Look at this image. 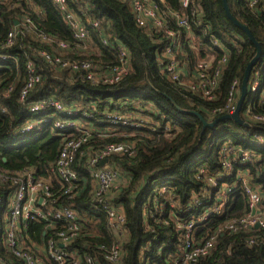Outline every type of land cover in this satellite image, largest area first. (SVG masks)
Wrapping results in <instances>:
<instances>
[{
    "label": "trees",
    "instance_id": "trees-1",
    "mask_svg": "<svg viewBox=\"0 0 264 264\" xmlns=\"http://www.w3.org/2000/svg\"><path fill=\"white\" fill-rule=\"evenodd\" d=\"M166 1L171 8L180 9L179 0ZM0 3V53L13 59H0V107L6 109V113L0 115V171L35 168L38 177L50 178L57 185L50 170L66 138L74 135L77 139L80 133L57 131L53 128L55 121L45 125L40 132L22 133L28 123L37 122L39 125L43 118L65 119L55 111L30 114L29 106L34 102L53 98L66 109L81 110L88 118L82 115L78 118L85 123V128L93 130L81 149L83 157L78 158V163L82 162L76 168L82 179L78 193L74 199L63 203L72 206L83 220L82 235L75 247L91 253L99 245L110 247L114 242L105 215L93 206L92 179L83 166L88 154L93 155L110 145L133 146L132 153L109 157L111 163L126 173L128 180L112 200L125 215L127 235L122 264H172L183 246V232L177 228V223L197 222L200 215L216 202L213 199L199 210L193 206L197 199L209 200L206 192L208 179L223 173L221 150L227 142L243 151L256 150L255 160L246 165L240 164L238 154L234 156L237 159L234 169L248 170L250 184L264 196V147L249 143V134L251 140L255 132L264 133V126L249 128L234 120H225L204 130L200 117L192 114L196 112L210 123L226 116L214 112L225 107L233 82L238 79L242 83L247 66L256 56V47L227 18L223 0H197L203 9L199 18L208 28L207 36L200 34L193 23L200 43L208 45L209 37L213 36L230 51L226 68L214 91V100L204 99L190 85L181 86L167 78L160 67L161 52L166 45L164 37L150 27H138L131 7L120 0H79V3L70 0L73 6L88 7L89 15L101 23L102 33L110 42L106 47L93 34L92 40L98 44L99 53L92 56L80 52L84 45L74 39L51 0H24L13 8L10 0H0ZM228 5L235 19L261 43L262 56L257 65L260 67L264 63V13L251 10L247 0H228ZM28 17L30 27L15 26V21L21 23ZM15 28L19 30L15 44L3 48L9 32ZM41 36L47 37L48 41H43ZM59 42L69 45L66 54L58 48ZM119 45L130 52V68L125 78L115 85H93L82 78L85 77L84 70L62 68L49 63L41 55L47 52L50 56H61L69 63L92 61L113 68L119 64L115 50ZM199 49L201 52L196 54L187 45L180 59L189 57L193 68L199 56L206 58L210 54L209 48ZM29 61L40 81L22 102L21 91L31 71ZM9 87L13 91L5 97ZM245 107L240 113L243 121ZM255 112L264 116V106L256 108ZM109 114L149 120L142 124V129L135 130L111 124V119L107 118ZM236 181L235 176L227 179L231 185ZM247 213L246 197L237 184L224 213L197 224V242L217 237L210 255L200 258L197 264H264V228L254 227L249 232L236 234L227 230L219 232L226 222ZM44 228V223H31L30 239L40 243ZM100 264L112 263L100 257Z\"/></svg>",
    "mask_w": 264,
    "mask_h": 264
},
{
    "label": "built area",
    "instance_id": "built-area-1",
    "mask_svg": "<svg viewBox=\"0 0 264 264\" xmlns=\"http://www.w3.org/2000/svg\"><path fill=\"white\" fill-rule=\"evenodd\" d=\"M9 1V0H8ZM11 8L24 0H10ZM128 4L134 12L136 24L140 28L150 27L161 33L166 42L161 52L160 67H162L167 78L171 82H177L181 86L190 85L191 89L199 92L206 100L216 99L217 89L221 74L226 68L230 51L215 37H209V44L204 45L196 37L195 29L207 36L208 28L203 19V9L197 0H179L180 9L171 8L166 0H120ZM251 10H258L264 13V0H247ZM57 11L63 16L71 30L74 39L86 44L92 41V35L96 34L102 44L110 46V42L104 37L101 30V23L91 18L88 7L85 5H71L70 0H51ZM79 3V0H75ZM1 4V3H0ZM191 10L189 12L188 10ZM193 23L196 28H193ZM30 27L31 19L25 18L15 21V26ZM18 29L9 32L3 48H10L15 44ZM42 40L47 42L45 36ZM190 46L196 54L203 50L210 49L206 58H197L193 68L190 66L189 57L180 59L185 54V47ZM58 48L61 52L67 53L69 45L59 42ZM119 64L113 68L101 65L96 62H74L64 61L61 56H50L42 52L49 63L56 64L62 68L78 71L84 70V80L93 85H115L125 78L130 68V52L123 45L116 49ZM221 58L218 59V56ZM1 60L12 59L11 56L0 53ZM218 59V60H217ZM13 60V59H12ZM7 63V62H6ZM30 76L27 84L21 91L20 100L25 102L31 89L40 81V76L33 71L32 62H28ZM248 96L243 104L244 123L246 127L264 126V116L258 115L255 109L264 106V63L254 68L248 83ZM13 88L9 87L5 93L8 97ZM241 94V82L237 79L233 82L229 91L227 102L224 108L218 109L214 114L232 115L237 109ZM248 100V101H247ZM30 114H38L44 111H55L56 115L64 116L65 119L53 120L43 118L39 125H26L22 133L39 131L45 125L53 124V128L60 132H72L75 130L80 135L74 139V135L66 138L60 149L57 159L51 168V174L57 185L50 178L38 177L35 168L22 171H0V264H100V257L112 264H122L125 256L123 244L126 239L125 215L120 206L115 205L112 200L118 191L119 182L122 180V171L109 161V157L115 154L131 152L133 146L110 145L96 152L88 154V159L83 164L85 172L92 179V203L95 209L101 211L108 222V229L114 237L110 247L105 244L94 248L93 252H83L75 247V243L82 235L83 220L72 206L64 205L65 200L74 199L82 179L77 166L78 158H82L84 152L81 149L90 135L89 128L78 125L82 119L80 115L87 117L81 110L66 109L58 100L53 98L37 101L29 106ZM6 113V109L0 107V115ZM77 118V119H76ZM110 123L120 124L124 128L142 129V124L147 122L146 117L132 118L131 116H117L109 114ZM73 119H76L75 121ZM109 129V128H108ZM107 129V130H108ZM82 130V131H81ZM86 135L83 137V134ZM250 144L264 147V133L255 132L251 136ZM132 153V152H131ZM130 153V155H131ZM238 154L241 165H246L255 160L256 150L243 151L233 147L231 142L224 144L221 155L224 165L223 173L208 179L206 189L209 200L207 202L197 199L194 207L201 209L206 203L215 199V204L200 215L198 221L177 223V228L183 232L182 250L172 264H197L200 258L210 255L215 243L216 236L200 243L197 242L195 232L197 224L204 222L212 216H220L230 200L235 185L239 184L246 200L248 213L241 218L231 219L226 222L219 232L230 231L232 233L249 232L254 227L264 228V196L260 190L250 184L249 171L238 168L234 169ZM108 163L100 167L104 160ZM235 176L237 180L234 185L227 183V179ZM6 193L4 194L3 192ZM174 206V203H173ZM33 222L44 223V238L36 242L30 239L29 228ZM252 243V242H251Z\"/></svg>",
    "mask_w": 264,
    "mask_h": 264
},
{
    "label": "water",
    "instance_id": "water-1",
    "mask_svg": "<svg viewBox=\"0 0 264 264\" xmlns=\"http://www.w3.org/2000/svg\"><path fill=\"white\" fill-rule=\"evenodd\" d=\"M223 5H224V9L226 12V16L227 18L240 30H242L246 36L248 37L249 41L256 47V56L251 60V62L249 63V65L246 68L242 83H241V94H240V98L237 104V109L235 111L234 114L232 115H226L223 116L221 118L216 119L213 122H207L203 119V117H201L198 113L196 112H192V114L199 116L200 119L202 120L203 124H204V130L206 128H214L215 126H217V124L221 121H225V120H234L238 125L240 126H247V124L244 123V121L241 119L240 113L243 107V104L248 96V83H249V79L251 76V73L253 71V69L258 65L259 61L261 60V56H262V47H261V43H259L254 36L252 35V33L249 31V29L244 26L243 24H241L240 22H238L235 17L232 15L229 5H228V0H223ZM5 161V159H4ZM108 163V160H104L100 163V167H104L106 164ZM259 226H257L258 228Z\"/></svg>",
    "mask_w": 264,
    "mask_h": 264
},
{
    "label": "rangeland",
    "instance_id": "rangeland-1",
    "mask_svg": "<svg viewBox=\"0 0 264 264\" xmlns=\"http://www.w3.org/2000/svg\"><path fill=\"white\" fill-rule=\"evenodd\" d=\"M84 45V44H83ZM98 44H96L95 42H93V40L91 42H87L84 46H83V50H81L80 52L82 54H84L85 56H92L94 54H97L99 53V49H98ZM146 120H149L147 118H145ZM151 122V121H150ZM152 123V122H151ZM30 123H28L27 125H29ZM33 126H36L37 125V122H34V123H31ZM85 123L83 121H79L78 122V125H84ZM42 131L39 130L38 132ZM243 133V132H242ZM241 136V135H240ZM242 137V136H241ZM250 134H249V143H250ZM256 147H259L258 144L255 145ZM122 180L119 182V185H118V189L120 190V188L122 187H125L127 184H128V180L126 178V173L122 172Z\"/></svg>",
    "mask_w": 264,
    "mask_h": 264
}]
</instances>
